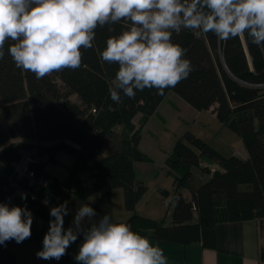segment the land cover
I'll use <instances>...</instances> for the list:
<instances>
[{"label":"trees","instance_id":"1","mask_svg":"<svg viewBox=\"0 0 264 264\" xmlns=\"http://www.w3.org/2000/svg\"><path fill=\"white\" fill-rule=\"evenodd\" d=\"M125 27L123 22L97 27L94 47L82 49L78 69L42 79L17 68L7 51L13 42L5 43L0 59V203L31 212V237L23 242L36 240L43 246L54 219L50 210L71 195L95 210L94 220L108 214L141 235L199 242L206 248L215 246L218 222L264 218V52L247 36L220 42L211 32L197 35L184 29L173 33L172 41L187 50L184 58L194 69L189 76L165 89L164 95L155 88L135 90L134 99L121 94L123 103L116 104L109 89L118 65L102 61L100 53L106 40ZM169 91L193 108L213 113L241 137L247 156H224L186 130L165 156L173 178L166 223L136 211L146 184L136 177L134 165L151 159L139 146L141 130ZM23 152L29 159L18 172L15 165ZM58 152L71 155L69 164L57 158ZM194 166L209 175L207 180L193 175ZM115 187L122 189L129 212L123 219L113 217ZM83 239L81 233L77 252ZM14 244L12 240L0 245V264H16ZM68 259L66 252L58 264Z\"/></svg>","mask_w":264,"mask_h":264},{"label":"clouds","instance_id":"2","mask_svg":"<svg viewBox=\"0 0 264 264\" xmlns=\"http://www.w3.org/2000/svg\"><path fill=\"white\" fill-rule=\"evenodd\" d=\"M122 22L124 30L109 37L100 53L102 61L118 65L109 89L116 104L123 103L121 94L134 99L135 90L155 88L164 95L189 76L194 69L184 58L187 50L172 41L173 33L184 29L211 32L220 42L247 36L264 52V0H0V59L6 41H12L7 51L15 66L37 79L76 70L82 49L94 47L95 29ZM68 211L67 202L50 210L54 219L38 258L61 259L82 233L74 257L78 264H169L164 250L130 224L108 214L94 220L89 204L78 208L73 226L65 230ZM32 223L26 207L0 203V245L29 239Z\"/></svg>","mask_w":264,"mask_h":264},{"label":"rangeland","instance_id":"3","mask_svg":"<svg viewBox=\"0 0 264 264\" xmlns=\"http://www.w3.org/2000/svg\"><path fill=\"white\" fill-rule=\"evenodd\" d=\"M71 99L78 101L76 95H72ZM186 130L201 138L224 156H240L246 152L241 137L226 125L221 124L213 113L208 110H197L176 93L169 91L158 105L156 112L148 118L141 130L139 144L148 152L151 158L148 161L137 162L142 164H137V170H135L136 177L143 180L146 184V191L140 202L141 215L153 216L149 208L155 210V212L157 211L158 215H155L157 217L154 218H167L169 215L172 201L167 204L165 202L169 197H172L173 178L165 165V156L171 150L175 141ZM26 155L27 152H23L20 161L15 165L18 172H21L25 167ZM57 158L61 162L69 164L72 157L64 152H58ZM192 173L201 181H205L208 178V174L197 166L192 167ZM112 189L118 191L114 192L112 197L114 207L117 208L119 206V208L123 209L122 189L120 187ZM159 189L168 191V194H163ZM65 202H67L69 210L64 217V228L67 230L73 226V220L78 208L86 203L75 195H71L62 204ZM76 241L66 250L69 254L66 264H78L74 259L78 253L76 251Z\"/></svg>","mask_w":264,"mask_h":264},{"label":"crops","instance_id":"4","mask_svg":"<svg viewBox=\"0 0 264 264\" xmlns=\"http://www.w3.org/2000/svg\"><path fill=\"white\" fill-rule=\"evenodd\" d=\"M139 146L148 154L141 147V144ZM246 156L247 152L240 155L242 158ZM137 164L142 163L136 162L135 170H137ZM114 192L118 191L111 189V198ZM140 202L141 199L136 205L138 213H142ZM113 203L112 198V213L115 219H122L129 215L124 206L123 209L119 206L115 208ZM149 211L153 213V216L149 217H157L155 216L158 215L157 211L155 212L150 208ZM164 220L168 223L170 215ZM146 237H149L153 243L158 244L164 250L169 264H264V218L218 222L215 226V246L213 248H206L199 242L180 243L150 236ZM42 248L41 243L36 240L14 244L12 252L16 264H58V260L55 259L38 258L36 253Z\"/></svg>","mask_w":264,"mask_h":264},{"label":"built area","instance_id":"5","mask_svg":"<svg viewBox=\"0 0 264 264\" xmlns=\"http://www.w3.org/2000/svg\"><path fill=\"white\" fill-rule=\"evenodd\" d=\"M29 159V157L28 156H26V161ZM57 169H61V167L58 165L57 166ZM30 175H32V173H30Z\"/></svg>","mask_w":264,"mask_h":264}]
</instances>
